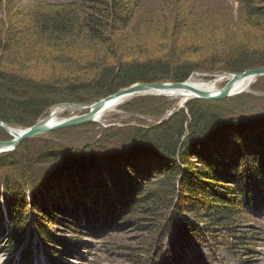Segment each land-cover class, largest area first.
<instances>
[{"label": "trees", "instance_id": "obj_1", "mask_svg": "<svg viewBox=\"0 0 264 264\" xmlns=\"http://www.w3.org/2000/svg\"><path fill=\"white\" fill-rule=\"evenodd\" d=\"M14 1L0 0V121L9 127L29 128L55 105L96 102L135 84L264 68V0H236L235 17L203 1L208 6L45 1L29 11ZM141 24L159 40L145 56L136 53L145 45L132 44L128 34L138 35ZM41 66L48 77L36 79L31 74ZM57 68L58 75L50 76ZM249 96L189 100L167 119L173 104L168 97H139L126 109L162 118L159 123L107 127L82 146L40 136L1 154L11 241L20 243L30 223L49 245L46 253L54 245L65 249L58 230H51L60 221L74 235L87 231L108 248L112 234H143L125 259L130 264H149V253L159 256L170 230L183 242L181 250L191 239L222 248V239L239 250L243 264L253 260L263 238L254 224L264 213V108L251 105ZM9 139L0 128V141Z\"/></svg>", "mask_w": 264, "mask_h": 264}, {"label": "rangeland", "instance_id": "obj_2", "mask_svg": "<svg viewBox=\"0 0 264 264\" xmlns=\"http://www.w3.org/2000/svg\"><path fill=\"white\" fill-rule=\"evenodd\" d=\"M45 1L65 2L68 0H15L14 2L15 4H17V6L21 10L29 11L33 7H35V5L41 2L45 3ZM202 1L208 3L209 6L212 3H214V4H220L228 8L233 14V17H235L238 12V3L236 2V0H181L180 3L187 8L199 7L200 5H207L206 3H202ZM3 18H4L3 13H0V20H2ZM135 24H138V23L135 22ZM150 28L151 27L146 28V24H141V26L138 27L137 29L139 32L138 35H135L134 31L128 32L131 38L132 44L133 42L139 45L144 44L145 45L144 47L147 48V49L136 52L137 54L138 53L141 54V56L147 55L145 51H149L152 48L158 46L159 44V40L156 41L155 39L156 34H153L152 36L147 34V29L149 30ZM43 71H46V68L41 66L40 68L36 69L35 73H32L31 75L32 76H34V74L35 76L37 75L36 79H39L38 77H42L40 79H44L48 76H46V74ZM59 71L60 69L58 68L55 70H52V73H50V76H55V74L58 75ZM62 73L66 74L65 72H62ZM60 76H63V75L60 74ZM60 78L63 79L66 77L63 76ZM261 79H262L261 77L254 78L252 83L249 84V86L246 87L243 92L238 94V95H251L249 97H253L254 99L253 101H251L253 102L251 105H256L258 108H264V82H258ZM189 80L196 82V83L207 84V85L209 84L213 86V89L220 90L224 86V84L228 81V78L224 77L222 74H215L214 76L209 75L208 78L201 74H193ZM149 96L168 97L172 101L173 103L171 105L172 109L167 112V116L173 113V111L177 109H181L185 106V103L180 104L181 98L179 96H174V95L160 96L157 94L153 95L150 93L135 94V95L127 96L121 99L122 100L121 103H119L113 109L105 112L101 116V118L98 120V122L96 123L97 126L95 127H81L76 130L64 131L60 134H56V133L54 134V132L56 131L55 130L49 133H45L41 136L49 137L53 135V137H55L58 140V142L63 144L64 146H70V145L82 146L86 142H90L94 138H96V136H98L101 130H104L107 127L121 128V127L129 126V125H144V126L155 125L162 118L154 119L153 117H149L147 114L130 112L129 110L126 109L129 102H131L133 99L139 98V97H149ZM92 103H88V104H92ZM52 112H54L53 117L56 119V121L60 122L63 120H67L73 117L83 115L87 113L88 110L86 109L77 110L71 107H62L61 105H59V106L54 107L52 110H49L48 113L43 117V119L48 117V115L52 114ZM43 119H40L39 121ZM62 130L63 129L57 130V131H62ZM2 141H7V140H2ZM4 200L5 199L3 197L2 191H0V209L2 212L4 211L3 210L4 204H5ZM69 220L71 221V219ZM263 222H264V219L261 220L260 223L258 222V223H255L254 225H258L260 230H264ZM57 223L58 225L52 226L51 230L60 229V231L63 232L64 235H66L64 236V238L65 237L69 238L70 234L73 233L72 228H71L72 226L68 224H64L59 221ZM2 224H5V223L2 222ZM251 225H253V222L251 223ZM27 230H29V228ZM241 230L246 231V229H241ZM6 235L7 233L1 234L0 232V264H4L10 258V255L5 253L6 251L5 247L7 246V240H8ZM58 235L63 236L62 233L61 234L59 233ZM142 236L143 234L136 233V232H127L125 234L123 233V234L112 235L110 238V243H112L113 245L112 248H108L107 246H104L102 242H97L91 238H86L84 240H74L73 242H71L73 244L71 246V254H68L70 255L69 257L65 256L64 254L63 255L58 254L57 256L59 257V259L67 261L68 264H130L125 259H129L133 251L136 248L138 249L139 243L142 240ZM261 239H262L261 241L259 240L257 242L258 243L257 248H256L257 255L254 257L253 260H246V264H264V237ZM162 242L164 246L163 255L157 256V253H156L154 256H152L149 253V255L147 256L149 264H175V258L177 254L180 252L184 253L185 255L189 257H195L197 255H202L203 259L206 262L211 261L210 263L212 264H238V263L243 264V258H242L243 255H241L239 250L237 251L233 249V247L231 246V242H228L230 244L229 248L226 247L225 242L222 239H219V242H221V245H223V247L221 246L222 248L214 249L213 247H208V245L202 242L191 241V242H188L186 246L184 245V250L181 251L180 248L183 242L180 241L178 235L174 231L170 230L166 232V234L164 235L162 239ZM24 243L28 244V246L33 251L43 247L42 238L40 237L38 238L36 234L32 235L31 233H28V231H26V233L23 234V244ZM88 243L91 244V246L88 245V248L84 250L83 249L84 247H81V245H86ZM44 244L45 246H48L46 242H44ZM22 245L20 247V250L24 248ZM125 247H128V248H125ZM214 250L216 251L217 255L214 254L215 253ZM142 254L141 252L138 254L140 259L143 256ZM18 255H19V252H16L14 256H18ZM77 256L80 260L76 258ZM143 259H146V258L143 257ZM11 264H16V262L13 261ZM35 264H47V262L41 256H39V257H36Z\"/></svg>", "mask_w": 264, "mask_h": 264}, {"label": "water", "instance_id": "obj_3", "mask_svg": "<svg viewBox=\"0 0 264 264\" xmlns=\"http://www.w3.org/2000/svg\"><path fill=\"white\" fill-rule=\"evenodd\" d=\"M224 77H229L228 81L225 85L216 93L211 94L209 90H200L193 87H190L187 82L183 83H159V84H135L127 89H123L111 96H108L104 99L96 101L92 104H73V103H65L61 106L63 107H71L77 110L86 109L87 113L73 117L64 121L57 122L55 124H51L52 114L48 115L45 119L38 121L31 127L25 130H16L7 127L3 122L0 121V128L9 135L12 139L9 141H0V154L13 151L19 143L24 140L38 137L45 133H49L55 130L65 129L76 127L89 123H96V118H99L101 114L107 109V107L112 104L111 102L116 100H121L127 96H132L135 94H157V92H161L162 90L167 91H178V90H187L192 93L190 96H186L185 99H201L206 101H223L231 96L237 95L238 93H231L234 85L239 81L246 78H256V77H264V68L248 70L240 74H223ZM157 95L164 96L159 93ZM184 100V101H186ZM183 101V102H184ZM53 107L51 108V110ZM177 112L174 111V113Z\"/></svg>", "mask_w": 264, "mask_h": 264}, {"label": "bare ground", "instance_id": "obj_4", "mask_svg": "<svg viewBox=\"0 0 264 264\" xmlns=\"http://www.w3.org/2000/svg\"><path fill=\"white\" fill-rule=\"evenodd\" d=\"M253 81L252 78H246V79H243L241 81H239L238 83H236L233 87V89L231 90V93H237V92H240L241 90L244 91L246 87L249 86V84H251V82ZM217 83V82H216ZM187 84L190 86V87H193V88H196V89H200V90H209V92L211 94H216L219 89H213V86L212 85H207V84H201V83H196V82H193L191 80H189L187 82ZM163 94V95H174V96H179L181 99H185L186 96H190L192 95V93L190 91H187V90H178V91H167V90H162L161 92H157V94ZM122 100H116V101H113L111 102L112 104H110L107 109L101 114V116L113 109L115 106H117L119 103H121ZM183 101H181L180 103H182ZM65 104V103H64ZM60 105H63V104H60ZM56 107V105L54 106ZM63 107V106H62ZM52 108V107H51ZM54 116V112H52V117H51V124H55L57 121L56 119L53 117ZM101 116L99 118H96V120L98 121ZM7 126V125H6ZM12 128V127H10ZM22 129V128H21ZM25 130V128L23 129Z\"/></svg>", "mask_w": 264, "mask_h": 264}]
</instances>
